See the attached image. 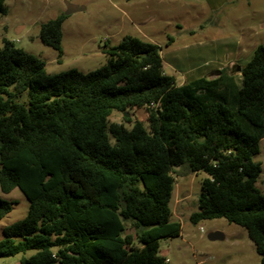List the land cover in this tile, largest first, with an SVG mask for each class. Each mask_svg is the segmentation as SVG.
<instances>
[{
    "label": "trees",
    "instance_id": "obj_1",
    "mask_svg": "<svg viewBox=\"0 0 264 264\" xmlns=\"http://www.w3.org/2000/svg\"><path fill=\"white\" fill-rule=\"evenodd\" d=\"M65 19L39 28L59 58ZM102 52L96 70L48 74L12 42L0 48V191L18 189L28 201L26 215L2 231L0 258L169 264L159 241L180 235L169 202L173 167L186 166L207 174L190 222L223 218L243 227L264 264L262 168L254 160L264 137V45L239 71L181 85L164 73L157 44L127 35ZM132 109L146 111L147 130L138 120L130 130L109 121L111 112ZM13 204L0 198V219Z\"/></svg>",
    "mask_w": 264,
    "mask_h": 264
},
{
    "label": "rangeland",
    "instance_id": "obj_2",
    "mask_svg": "<svg viewBox=\"0 0 264 264\" xmlns=\"http://www.w3.org/2000/svg\"><path fill=\"white\" fill-rule=\"evenodd\" d=\"M65 3L84 9L66 15ZM5 6L6 14L0 13V48L4 40L12 42L40 58L48 74L96 70L106 62L103 48L117 45L129 35L157 44L164 73L181 85L216 72L220 75L221 70L230 75L235 67L245 66L256 46L264 45V0H5ZM61 14L66 19L59 58L57 51L41 42L39 28ZM234 81L239 88L238 73ZM127 113L130 122L117 111L111 112L109 121L130 130L138 120L148 129L144 109ZM110 140L114 142L112 137ZM259 147L254 160L261 164L262 172L256 186L264 194V137ZM173 171L170 220L179 222L181 231L175 238L159 241V254L169 264H260L243 227L223 218L190 222V215L198 211L200 186L207 174H192L186 166H175ZM0 198L14 202L11 211L0 219L1 239L4 227L26 215L28 201L18 189L8 194L0 191ZM134 232L127 230L128 234ZM212 232H220L224 238L210 241L207 235ZM21 257L0 258V264H19Z\"/></svg>",
    "mask_w": 264,
    "mask_h": 264
},
{
    "label": "water",
    "instance_id": "obj_3",
    "mask_svg": "<svg viewBox=\"0 0 264 264\" xmlns=\"http://www.w3.org/2000/svg\"><path fill=\"white\" fill-rule=\"evenodd\" d=\"M65 4L67 7V10L65 13L66 15L72 14V13L77 12V11H82L84 9L83 7H78V6L69 4V3H65ZM236 71H239V67L236 69ZM212 75H214V77H215V76L219 75V72L213 73ZM212 75H210L209 77H211ZM124 117H128L127 112H124ZM207 238L210 241H214V240H222L224 237L220 232H212V233H209L207 235Z\"/></svg>",
    "mask_w": 264,
    "mask_h": 264
},
{
    "label": "built area",
    "instance_id": "obj_4",
    "mask_svg": "<svg viewBox=\"0 0 264 264\" xmlns=\"http://www.w3.org/2000/svg\"><path fill=\"white\" fill-rule=\"evenodd\" d=\"M200 230H202V229L200 228Z\"/></svg>",
    "mask_w": 264,
    "mask_h": 264
}]
</instances>
